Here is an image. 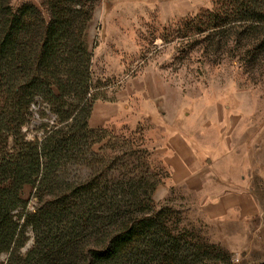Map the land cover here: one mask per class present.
I'll list each match as a JSON object with an SVG mask.
<instances>
[{
    "label": "rangeland",
    "instance_id": "374dc122",
    "mask_svg": "<svg viewBox=\"0 0 264 264\" xmlns=\"http://www.w3.org/2000/svg\"><path fill=\"white\" fill-rule=\"evenodd\" d=\"M98 1L85 36L91 53L88 124L96 132L81 163H69L64 177L108 186L107 194L121 201L120 221L160 214L190 250L201 251L202 264H264V210L246 227L218 226L200 211V187L174 185L161 163L168 136L180 133L198 144L194 155L201 167L210 157L221 165V178L225 154L236 163L246 155L251 178L261 188L264 54H247L250 44L234 34L243 28L212 33L214 0L166 22L157 19L151 0ZM53 121L46 104H35L23 128L30 129L27 139H40L41 129ZM34 193L32 186L24 191V215L36 211ZM34 243L27 227L17 255L24 257ZM8 256H1L2 264Z\"/></svg>",
    "mask_w": 264,
    "mask_h": 264
},
{
    "label": "trees",
    "instance_id": "16d2710c",
    "mask_svg": "<svg viewBox=\"0 0 264 264\" xmlns=\"http://www.w3.org/2000/svg\"><path fill=\"white\" fill-rule=\"evenodd\" d=\"M98 3L40 0L16 7L0 0V258L8 254L6 264H202L201 251L190 250L160 214L120 221L121 201L107 194L108 186L71 183L63 175L69 163H81L96 132L88 124L85 36ZM210 19L214 35L243 28L234 34L250 44L247 54H264V0H214ZM35 104H46L54 121L40 139L29 140L30 129L23 128ZM28 186L37 208L24 215ZM27 227L35 243L21 258Z\"/></svg>",
    "mask_w": 264,
    "mask_h": 264
},
{
    "label": "crops",
    "instance_id": "0c3cea01",
    "mask_svg": "<svg viewBox=\"0 0 264 264\" xmlns=\"http://www.w3.org/2000/svg\"><path fill=\"white\" fill-rule=\"evenodd\" d=\"M27 1L34 0H12V4L18 7ZM212 1L151 0L150 5H154L157 19L166 22L200 11ZM196 146L198 144L193 138L189 139L183 134L168 136L161 163L170 172V181L174 185L199 186L200 211L218 226L241 228L248 226L251 219L261 218V211L264 210V184L258 188L252 180L253 168L249 170V158L241 156L236 163L232 161L230 152L225 154L221 178V172L217 171L222 169L221 165L210 161L211 157L203 160L206 166L201 167L199 156L194 155L199 152ZM257 175L264 180V168L257 170Z\"/></svg>",
    "mask_w": 264,
    "mask_h": 264
}]
</instances>
